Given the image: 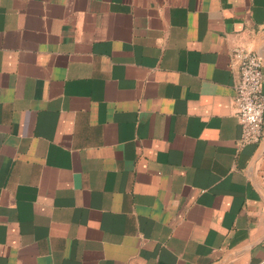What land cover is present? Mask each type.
<instances>
[{"label":"crops","instance_id":"0c3cea01","mask_svg":"<svg viewBox=\"0 0 264 264\" xmlns=\"http://www.w3.org/2000/svg\"><path fill=\"white\" fill-rule=\"evenodd\" d=\"M238 48L264 0H0V264H264Z\"/></svg>","mask_w":264,"mask_h":264},{"label":"built area","instance_id":"2783aa9c","mask_svg":"<svg viewBox=\"0 0 264 264\" xmlns=\"http://www.w3.org/2000/svg\"><path fill=\"white\" fill-rule=\"evenodd\" d=\"M233 58L239 69L238 82L234 87L235 114L241 129L237 145L259 144L263 138L264 122L262 62L253 52L240 48L233 51ZM260 169V178L264 182V154Z\"/></svg>","mask_w":264,"mask_h":264}]
</instances>
